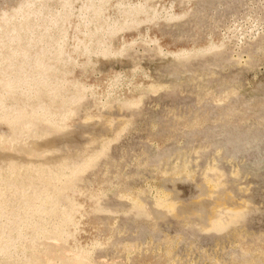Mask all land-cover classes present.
<instances>
[{"label":"rangeland","instance_id":"obj_1","mask_svg":"<svg viewBox=\"0 0 264 264\" xmlns=\"http://www.w3.org/2000/svg\"><path fill=\"white\" fill-rule=\"evenodd\" d=\"M24 1L0 0V9L7 17L14 16L16 3ZM125 1L146 7L145 14L136 16L138 25L129 22L127 29H119L110 37L95 35L113 50L124 48L115 58L101 53L86 64V55L77 50L85 29L75 17L86 0H74L73 16L62 23L66 42L61 56L74 59L68 65L70 74L64 77V85L69 87L68 82L77 80L86 91L77 104L66 110L71 118L65 120V125L77 135L71 144L83 145L81 134L91 130L84 118L92 123L105 122L106 118L113 124L128 121L125 129L115 132L114 140L111 137L106 141L104 151L95 160L79 168L78 188L74 194L68 191L65 202V206L72 201L78 205L62 224L68 233L67 245L91 250V258L98 264L126 262L128 258L127 264H246L245 254L261 258L248 264H264V0ZM117 2L105 5V16L114 18L112 25L121 19ZM53 7L57 8L55 4ZM153 15L156 17L150 19ZM106 27L108 22L103 23L104 30ZM88 46L95 48L94 42ZM200 50L204 51L198 53ZM167 51L189 54L180 61L179 54L174 59L175 55ZM101 108L106 109L104 113ZM209 168H217L222 178L221 185L218 182L222 193L216 195L221 198L217 201L237 211L247 205V210L229 217L220 227L209 226L191 204L206 197L204 178ZM175 169L180 171L179 178L173 176ZM121 186L140 191L136 194L142 204L149 206L152 220L147 215L119 211L116 200ZM162 191L187 208L186 214L156 213V195ZM101 193L103 210L97 211L95 196ZM202 205L206 209V203ZM29 235H33L30 228L25 230V236ZM168 241L172 242L171 255L165 251ZM96 242L102 246H96ZM129 245L135 247L134 255L126 254ZM157 259L165 261L155 263Z\"/></svg>","mask_w":264,"mask_h":264},{"label":"bare ground","instance_id":"obj_2","mask_svg":"<svg viewBox=\"0 0 264 264\" xmlns=\"http://www.w3.org/2000/svg\"><path fill=\"white\" fill-rule=\"evenodd\" d=\"M108 1L111 3L112 0H86V4L76 12L78 17L76 16L75 18L79 19V23H81L85 29L84 34L81 33L84 35L82 37L83 40L80 41L78 49H76L86 55V64H89L92 57L99 56L101 53H106L104 56L111 58L124 49L122 48L119 51L113 50L110 45H106V43L96 40V34L100 33L101 35L108 36L116 32L118 34L117 30L122 28L127 29L128 27H125L127 23L128 25L129 22H131L130 24L135 23L136 16L138 17V14L146 11V7L143 6L145 0L142 2L143 5H137L138 3L133 5L127 3L125 0H118V10L116 11L120 14L119 18L121 19H116L114 23L115 25H112L111 21L114 18L105 16V5ZM73 2L74 0H25L24 2L16 3V6L14 7L16 12L13 14L14 16L10 17H7V15H5L0 9V264H98L91 258L93 256L91 250L87 248L70 247L67 245L66 239L68 233L67 229L65 230L62 227V224L66 219V216L69 215L72 210H77L78 205L72 204V201L69 202V204L67 202L68 206H65V202L68 200L67 193H70L68 191H72L71 193H73V191L78 188L79 179L77 174L80 173L79 168L86 167L88 163L95 160L104 151L107 143L106 141H110L109 139L111 137L114 140L113 136H115V132L118 133V130L122 128L125 129V125L128 124V121L124 119L119 120L117 118L119 121L114 122L115 124H113L111 123L112 119L110 120L106 118V120L104 118L106 120L105 122L98 123V121H95V123H92L91 119L84 118L85 122L89 121L90 124H87V122L86 126L91 130H89L88 133L84 131V137L83 134H81L82 138L85 139L83 145L71 144L72 141L77 138V135L75 132H70L71 130H68V126L66 127L65 125V120L71 115V112L66 110H69L74 106L78 97L85 91V88L81 86L77 80L68 82L69 87H65L63 81L64 77L70 74L68 65H70V63L73 64L72 61L74 60L69 56L65 58H62L61 56L66 42V32L62 28V23L69 18L71 19V16H73L72 14L75 12L72 13ZM147 3L145 4L147 5ZM54 4L57 8L53 7ZM9 12H11V10ZM155 17L156 15H153L150 19H154ZM105 22H108V28L106 27L107 29L104 30L103 23L105 24ZM78 29L79 28L77 27V30ZM103 38L105 37L103 36ZM92 42L95 44L94 49H91L89 48L90 46H88ZM157 49L162 48L159 47ZM203 51L204 50H200L198 53H202ZM167 53L175 55L174 59H176V54H179V57L177 58L180 61H184L185 55L189 54L187 51H167ZM84 65L85 64L83 63V66ZM80 66H82V64ZM230 92L232 93V91ZM137 99L139 100V98ZM127 103L126 105H128ZM74 108L76 107H73V109ZM101 109L103 110L102 113L106 110L103 108ZM131 113L133 112L131 111ZM81 123H83V121ZM216 169L207 170L205 173L206 178L204 179H206L205 187L207 189L206 197H203L204 199L201 197V199L191 201V204L195 206L196 212L201 215L202 219L204 217L209 222V226L212 227H220L227 223L229 217L239 215L247 210V205L243 203V201H241V204L245 205H243L242 209L240 208L241 210L239 211H237L236 208L231 210L226 207V205L223 204V201V203L217 201L219 197L221 198V196L216 198V195L219 192L218 187L220 186H218V182L220 184L219 180L221 175ZM183 170H181V172ZM179 173V169H175L173 176L176 177L177 175V178H179ZM163 174H165L166 177L167 173L164 172ZM168 176L170 177L171 175ZM173 176L171 177L174 178ZM110 188L111 187L108 186V189ZM104 190L105 189L102 191L104 192ZM117 191L118 198L116 200V205L118 206V209H120V212H134L140 215H147L150 220H152L153 217L148 211L149 206L147 208L146 203L144 205L140 202L139 196L137 195L140 192L139 190V192L136 191L138 192L137 194L135 191L134 193L133 190L126 187H122ZM106 192H108V190ZM101 194L100 196L99 194L95 196L97 199L96 201L99 203L97 204L99 207L96 205L98 207L96 208L97 211L103 210L104 204L99 201L103 196V193ZM83 195L85 196V194ZM84 196L82 198H84ZM115 196L116 195L114 194V197ZM224 196L225 195H223L222 198H224ZM142 197L143 196H140L141 200ZM156 197L157 199H155L154 203L156 213L168 212L173 215L175 214V216L186 214L187 208L179 203H175L169 192L162 191L159 195H156ZM102 198L104 199V197ZM220 198L218 200H220ZM233 201L235 202V199ZM93 202L94 201H92V204ZM144 202L147 201L145 200ZM179 202H181V200ZM203 203H206V209L203 208ZM82 207L83 206H81V208ZM248 207L250 206L248 205ZM108 208L111 207L108 206ZM150 209H152V207ZM93 212L91 213L92 215ZM166 213L165 215H167ZM153 215L156 214L154 213ZM91 216L89 215V217ZM97 221L98 220L96 219V222ZM106 221L104 222L107 223ZM101 226L102 228L104 227L103 225ZM28 228L32 230V237L30 236L31 232L29 233L31 238L25 236V230ZM108 228L107 230L109 231ZM114 228L113 231L112 229L110 230L114 232ZM108 241L109 239L107 242ZM167 243V250L165 251L166 254L169 255L172 252V242L170 243L168 241ZM95 245L100 247L102 246V243L96 242ZM94 248L95 247L93 246V249ZM248 249L250 248L248 247ZM135 250L136 249L133 245H129L125 248V251L127 252L126 254H132ZM163 254L165 256L164 252ZM126 258L128 257L126 256ZM164 258L166 259V257ZM168 258L170 260V257ZM245 258L247 259H243L246 260V262H244L246 264L252 261L260 262L261 260V258L260 260L258 258L255 259L253 256L246 254ZM160 261L163 263L165 260L163 262L162 260ZM160 261L158 260L155 263ZM128 262L129 258L126 262L113 261L110 264H127Z\"/></svg>","mask_w":264,"mask_h":264}]
</instances>
